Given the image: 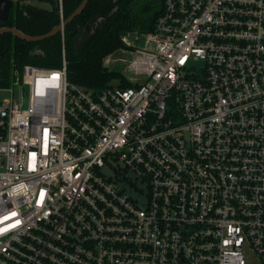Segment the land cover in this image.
Segmentation results:
<instances>
[{
  "label": "built area",
  "instance_id": "1",
  "mask_svg": "<svg viewBox=\"0 0 264 264\" xmlns=\"http://www.w3.org/2000/svg\"><path fill=\"white\" fill-rule=\"evenodd\" d=\"M59 34L0 88V264H264V0H164L99 92Z\"/></svg>",
  "mask_w": 264,
  "mask_h": 264
},
{
  "label": "trees",
  "instance_id": "2",
  "mask_svg": "<svg viewBox=\"0 0 264 264\" xmlns=\"http://www.w3.org/2000/svg\"><path fill=\"white\" fill-rule=\"evenodd\" d=\"M32 1L46 2L53 11L40 10L29 4ZM83 0H17L1 28H16L24 34L37 37L50 33L74 13ZM164 10V0H89L81 15L66 27V48L69 82L94 92H99L122 77L117 71L104 66V59L121 47L122 35L130 32L149 33ZM100 19V30L80 56H76L74 38L81 29L91 32ZM37 49L36 53H32ZM62 63L60 34L31 43L13 34L0 35V88L9 87L14 81V72L26 65L56 69ZM130 84H124L129 87Z\"/></svg>",
  "mask_w": 264,
  "mask_h": 264
},
{
  "label": "water",
  "instance_id": "3",
  "mask_svg": "<svg viewBox=\"0 0 264 264\" xmlns=\"http://www.w3.org/2000/svg\"><path fill=\"white\" fill-rule=\"evenodd\" d=\"M17 0H0V21H6L9 17V12L13 8L14 3ZM89 0H83L81 5L78 7V9L72 13L66 21H63L59 26L54 28L50 33L43 35V36H37V37H31L23 32L19 31L16 28H1L0 29V35L2 34H13L16 37L27 41L31 43L40 42L42 40L52 38L56 35H58L62 30H66V27L68 24L72 23L75 18H77L79 15L83 13L86 6L88 5ZM29 4H31L33 7L40 9V10H47V11H53V6L46 2H40V1H32ZM100 30V19L98 20L97 26L93 27L91 32H88L86 29H81L78 33V35L74 38V46L76 49V56L80 57L85 50L90 46V44L93 42L95 37L97 36L98 32ZM37 49L32 53L34 55L36 53Z\"/></svg>",
  "mask_w": 264,
  "mask_h": 264
},
{
  "label": "rangeland",
  "instance_id": "4",
  "mask_svg": "<svg viewBox=\"0 0 264 264\" xmlns=\"http://www.w3.org/2000/svg\"><path fill=\"white\" fill-rule=\"evenodd\" d=\"M129 41L132 42L134 41V37L130 36L129 37ZM145 43V37H141L140 40L137 43V47L138 48H142L144 46ZM114 58L119 59V58H126V59H130L132 58V56H130L129 53L126 52H122L121 50L116 51L113 54ZM125 69V65L123 64H113L111 67H109V70L111 71H117V72H123ZM116 84V83H113ZM8 97V94L6 92H0V101L3 100L4 98ZM116 165V163H113V166ZM105 172L109 175H113L114 171L111 168H108L106 166L105 168ZM129 193L132 194L133 196H137L139 197L135 192H133L131 189H129Z\"/></svg>",
  "mask_w": 264,
  "mask_h": 264
},
{
  "label": "snow or ice",
  "instance_id": "5",
  "mask_svg": "<svg viewBox=\"0 0 264 264\" xmlns=\"http://www.w3.org/2000/svg\"><path fill=\"white\" fill-rule=\"evenodd\" d=\"M181 62H183V61H181ZM33 156H35V153H33ZM12 216H15L16 215V213H12L11 214ZM10 217H3V218H0V223H2L3 222V220H6V219H9ZM20 223V221L19 220H17L16 221V224H19ZM15 225H11V227H14ZM5 230H7V229H5Z\"/></svg>",
  "mask_w": 264,
  "mask_h": 264
}]
</instances>
